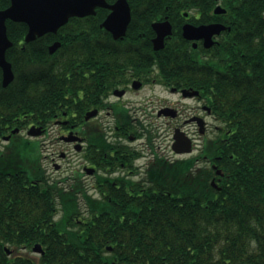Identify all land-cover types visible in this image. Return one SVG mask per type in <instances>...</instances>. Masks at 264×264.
<instances>
[{
    "label": "trees",
    "instance_id": "1",
    "mask_svg": "<svg viewBox=\"0 0 264 264\" xmlns=\"http://www.w3.org/2000/svg\"><path fill=\"white\" fill-rule=\"evenodd\" d=\"M8 4L0 0V8ZM178 6L186 8L187 0ZM13 24L8 22L14 43L7 58L16 78L6 88L0 83L3 104L16 108L22 119L61 113L75 102L78 51L65 56L62 49L54 54L44 49L31 62L33 42L16 53L21 45ZM263 46L257 53L247 51L258 54L254 62L244 61L250 72L235 61L236 46L215 52L233 58L227 75L212 81L219 83L211 101L221 125L207 153L225 172L217 186L215 169L194 170V158L161 160L159 173L147 174L144 189L132 182L121 191L109 189L104 199L33 183L37 174L22 163L18 172L0 164V264H264ZM147 49L156 54L151 46ZM187 54L186 46L168 44L159 51L162 73L175 79L172 73L190 71L184 65ZM29 147L19 142V160L32 155ZM37 243L44 253L33 254Z\"/></svg>",
    "mask_w": 264,
    "mask_h": 264
},
{
    "label": "flooded vegetation",
    "instance_id": "2",
    "mask_svg": "<svg viewBox=\"0 0 264 264\" xmlns=\"http://www.w3.org/2000/svg\"><path fill=\"white\" fill-rule=\"evenodd\" d=\"M118 2L104 0L103 5H94L90 13L71 16L57 31H47L32 40L26 39L30 30L26 21L6 19L7 34L11 21L21 45L16 47V53L33 42L29 49L31 62L44 49L50 54L62 49L65 56H69V51H78L75 102L65 105L61 113L46 117L27 115L22 119L16 108L3 104L0 89V164L8 172H18L22 163L27 171L37 174L38 180L33 179V183L56 184L65 191H87L96 199H104L109 189L121 191L132 182L140 184L142 190L147 183L146 175L159 173V161L175 159L169 156L168 148L173 151L177 130L192 140L193 151L182 155L195 159V170L217 165L207 154L211 144L206 137L210 118L213 115L220 120L211 101L219 83L212 81L227 75L233 58L224 55L222 59L215 52L226 51V45L236 46L235 61L240 67L242 64V70L250 72L244 61L254 62L258 54L247 51L257 53L264 45V5H259V0H187L188 6L179 9L181 0H171L165 8L159 7L164 0H123L108 27L104 23ZM11 4L9 0L0 10ZM166 21L171 23L172 33L165 37L164 47L156 49L159 22ZM125 24L123 33L113 31L123 30ZM187 24L193 29L188 35ZM208 26H216L219 31L211 34ZM55 42H60V46L51 52ZM168 44L186 46L189 52L184 65L190 71L172 73L177 76L175 79H168L159 67V51ZM148 46L156 54L151 55ZM0 70V83L4 87L1 66ZM68 75L73 78L72 73ZM184 75H188L187 80L181 78ZM220 83L225 86L224 81ZM169 95H176L175 101ZM194 100L199 104H194ZM69 108L75 111L69 112ZM54 126L58 132L56 139L51 134ZM42 138L49 140V156L41 155ZM23 140L38 150L21 161L18 147ZM59 141L71 147L61 149ZM47 159L53 162L56 171H68L63 169V161L69 164L67 169L71 163H75L76 169L67 176L48 172Z\"/></svg>",
    "mask_w": 264,
    "mask_h": 264
},
{
    "label": "water",
    "instance_id": "3",
    "mask_svg": "<svg viewBox=\"0 0 264 264\" xmlns=\"http://www.w3.org/2000/svg\"><path fill=\"white\" fill-rule=\"evenodd\" d=\"M123 0H119L113 8V13L105 21V25L110 27V23L117 12V9L121 7ZM103 5L104 0H12V4L4 9L0 10V66L3 69V85L7 86L14 79V71L12 64L6 58V50L12 45L8 34L6 19L12 18L14 20L26 21L30 25V30L26 39L32 40L36 35H42L47 31H57L61 25L65 24L69 17L74 15H86L90 13L94 5ZM220 8V6H218ZM126 24L123 30H114L115 33H123L125 31ZM156 27V25H155ZM198 30L202 27H196ZM212 33L218 32L219 28L216 26L206 27ZM193 30L191 25H185V34ZM172 33V26L169 21L159 22V45L156 44V49L164 47V39L167 35ZM60 46V42H55L50 47V51L54 52ZM174 150L178 153L191 151V140L189 137H185L184 132L175 133ZM217 173L224 176L222 169H218ZM34 251L44 252L42 245L37 243L34 246Z\"/></svg>",
    "mask_w": 264,
    "mask_h": 264
},
{
    "label": "rangeland",
    "instance_id": "4",
    "mask_svg": "<svg viewBox=\"0 0 264 264\" xmlns=\"http://www.w3.org/2000/svg\"><path fill=\"white\" fill-rule=\"evenodd\" d=\"M169 96H172L173 101H175L174 99L177 97L176 95H169ZM178 98H179V96H178ZM193 103L196 104V105L199 104V102L196 101V100H194ZM163 120H166V119L163 118ZM164 123H165V122H164ZM220 123H221L220 120H217V118L214 117L213 115L211 116V118H210V125L208 126V130H207V134H206V137H207V139H208L209 141L212 142L213 137H215V136L218 134V128H216V125H218V124H220ZM193 126H194V125H193ZM194 128H195V130L197 131L196 126H194ZM163 132H164V130H162V133H163ZM25 133H26V131H25ZM57 133H58V132H57V126H54V127L51 129L52 139H56L55 137H56ZM195 135H199V133L196 132ZM171 137H172V133L167 137V139L170 141V140H171ZM162 139H164V138H162ZM200 139H201V138H200V136H199V140H200ZM41 140H42V142H43V144H44V148H43L44 150H42L43 152H42L41 155H43V156L48 155L49 152H51V150L48 149V146H50V144L48 143L49 140L45 141V140H46L45 138H42ZM23 142H24V140H23ZM3 144H4V142H3ZM198 144H200V142H199ZM58 147L61 148V149H69L71 146H70V145H67V144H65V143H62L61 141H59V142H58ZM29 148H30V151H32V155H34V154L37 152V150H38V148H37L36 146H33V145H31V147H29ZM171 150H172V148L169 147V148H168L169 156H170V157H173V158H175V159H185V158H189V157H190L189 155H188V156H184V155L176 154V153H174V152L171 151ZM162 151H163V150H161V152H162ZM23 153H27L26 149H23ZM49 155H50V154H49ZM49 155H48V156H49ZM43 165H44V163H43ZM63 165H64V168H63V169L68 170V171H64V170L56 171V170L54 169L53 162H51L50 159H47V162L45 163V166L48 168V172H52V173H53V172H56L57 174L60 173V174H62V176L70 175V174L73 173V170L76 169V168H75V167H76V166H75V163H71V164H70V165H72L70 169H67V167L69 166V164H67V162L63 161ZM63 165H62V166H63ZM71 169H72V170H71ZM89 179H90V178H89ZM82 206L84 207V204H83ZM33 254L37 255L36 253H33Z\"/></svg>",
    "mask_w": 264,
    "mask_h": 264
},
{
    "label": "bare ground",
    "instance_id": "5",
    "mask_svg": "<svg viewBox=\"0 0 264 264\" xmlns=\"http://www.w3.org/2000/svg\"><path fill=\"white\" fill-rule=\"evenodd\" d=\"M12 69H13V65H12ZM14 70V69H13ZM14 78H15V76H14Z\"/></svg>",
    "mask_w": 264,
    "mask_h": 264
}]
</instances>
